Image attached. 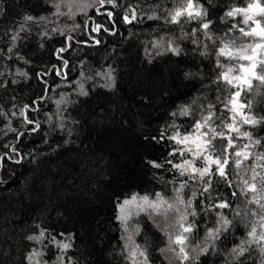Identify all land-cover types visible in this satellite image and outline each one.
Returning <instances> with one entry per match:
<instances>
[{"label": "trees", "instance_id": "1", "mask_svg": "<svg viewBox=\"0 0 264 264\" xmlns=\"http://www.w3.org/2000/svg\"><path fill=\"white\" fill-rule=\"evenodd\" d=\"M188 2L0 0V155L11 156L0 163V264H135L118 206L155 193H179L186 208L192 201L188 221L207 252L190 264H264V83L237 90L256 123L230 136L235 87L220 77L230 57L219 55L225 44L257 40L240 31L252 20L227 15L253 0H192L189 10ZM130 9L136 18L126 23ZM97 24L107 31L93 32ZM25 116L40 127L32 131ZM196 122L212 141L207 152L228 160L226 176L212 165L207 184L168 163L189 155L168 137L196 131ZM245 147L249 156H236ZM135 225L131 241L148 264H171L158 222L143 213Z\"/></svg>", "mask_w": 264, "mask_h": 264}, {"label": "snow or ice", "instance_id": "2", "mask_svg": "<svg viewBox=\"0 0 264 264\" xmlns=\"http://www.w3.org/2000/svg\"><path fill=\"white\" fill-rule=\"evenodd\" d=\"M98 3H99V5H101V7H104L105 5H112L113 7L116 6L115 0H98ZM57 7H59V5H57ZM187 7H188V9L193 8L192 0H189ZM97 12L99 13L100 9H97ZM235 13H243L244 14V23L247 24L249 20H253V17L255 15L264 16V5H262L260 3V0H253V3H249L246 8H234L232 11L228 12L227 15L233 16ZM249 13H251V15ZM100 14L105 15L110 19L113 17V12L111 10H107V9H105V11L103 13H100ZM182 14H183L182 11L178 10L175 13V15L172 16L173 22H175L177 20V17L181 16ZM188 14L192 15V12L189 11ZM196 15L199 16V15H201V13L196 12ZM135 18H136L135 9H130L129 13L125 14L123 16V19L126 23H130L131 20H133ZM24 19L26 21H33L34 17L29 15V16H25ZM41 19H44V18L41 17ZM254 23H255L256 27H253L250 31H245L243 28L240 29L241 33L245 37L256 36V37H259L260 41H261L260 43L249 44V45H246L244 47L236 49V52L240 54V58L242 60H246V61L250 62L247 65H245V64L240 65V72L242 73V75L235 76L232 79H230L228 73L232 71L231 68H229L227 72L220 73V77H222V79L229 84H232L233 80L238 81L239 83L237 84V87H240L241 85H247L249 88H251L253 78L255 80H258V81H261L262 83H264V74H259L257 72L258 67H260L262 70H264V60H259V61L257 60V57L259 56V50H264V26L261 25L260 20H254ZM203 28L207 29L208 24L207 23L203 24ZM92 31L93 32L107 31V29L103 28L102 25L97 24L96 27L92 28ZM15 39H16V37L13 36V40H15ZM96 43H99V41L97 40ZM247 49H251V54H245ZM65 50L66 49L62 47L59 49V52L63 53ZM170 50L172 52L178 54V49L173 47ZM219 55L230 57L232 55V50L229 49V46L227 44H225L223 47H221L219 49ZM63 63H64V66L67 67V61H64ZM22 75H23V73H22ZM240 94L241 93L239 91L233 93L232 99L230 101L231 104L233 105V109H232L233 111H237L239 108L243 107V105H241L237 99L240 96ZM181 114L187 115L188 114L187 109H184ZM13 115H15V113H13ZM21 115H25V113L22 111ZM210 119H211V116L204 117V123H207ZM25 120L29 125H33V127L31 128L32 131H36L40 127V125L38 123H34L32 120L28 119L27 116H25ZM244 123H256V121H252V120L245 118ZM202 127H203V123L196 122L195 129H196L197 133H199V135L196 137L195 140H192V134L183 135V137L181 138L179 132H177L176 135L168 137V139L171 141H174L175 144H177V145H184L191 140V142L195 144V150H193L192 148H189V149H187V151L193 152V154L197 158L204 159L205 161H207V163L209 165H215L216 166L214 169L215 173L218 174L219 177L224 178L226 176L225 165L228 164V160L222 159L220 156H216V157H212V156H203L202 157L201 156L202 151L207 150L209 145H211V143H212L211 139H204V137L208 136V132H200V129ZM226 127L233 130V131H239L238 129L235 128V126L233 124H227ZM10 130L13 132L16 131L15 129H10ZM212 131L215 132V129H213ZM216 134L223 136V133H216ZM20 135L22 136L23 133H21ZM244 135L247 136L248 133L245 132ZM228 143L231 144V139H229ZM4 147L8 148V150L10 152H13V153L16 152L15 147L8 146V145H5ZM170 154L175 156L177 153L173 152ZM241 155L247 156V153H244V152H237L236 153V156H238V157ZM9 159H11V156L8 154V152H5L3 155H0V163H2L5 160H9ZM16 162L19 163V160H17ZM150 163H153V166L156 168L162 167V165L159 163H154V162H150ZM168 163L173 168L179 170L181 176H184L185 173L188 172L189 169H191V173L192 174H198L199 177L201 179H203L206 184L209 183L207 181L206 177L213 172V169L211 167H197L196 163L194 161L188 160V159H185L183 161V163L172 164L171 161H168ZM239 163L240 162L237 161V164H239ZM180 187L184 188L185 184H181ZM249 188L252 191L256 190V186L254 184L249 185ZM204 190L207 191L208 189L205 188ZM193 195H195V193H193ZM155 196L157 198L156 200H150L148 195H144V196L140 197L139 199L143 202L141 205H138V207H140V210L143 211L144 205H147L148 208L159 211L161 205L167 203V201H165L163 199V196L161 193H155ZM177 198L179 200V203L185 202L182 198L179 197V193L177 194ZM136 201H137L136 195H133L131 200H124L123 204L120 206V213L121 214L119 216H117V219L122 221V222H126L129 218V214L126 212L125 206L133 204ZM187 203L189 205H191L192 201L189 200V201H187ZM228 206L229 205L227 203H220L218 205L219 208H227ZM262 207H264V205H262ZM172 208H173V205L168 203L167 209H172ZM167 209H165V211H167ZM191 214L193 216L196 215L195 212H192ZM187 218H188L187 215H181L180 221H184ZM262 219H264V217H262ZM223 223L228 224V223H230V221H228L227 219H224ZM180 227L183 229L184 233H190L193 231L191 224H188L187 226H185L183 223H181ZM210 232H211V230H210ZM44 235H45V233L42 230L39 233V236H29L28 239L39 241ZM253 235H255V229H253L252 232H249V236H253ZM128 239L131 240V237H129ZM260 239L264 240V234L260 235ZM185 240H186V237L182 234L177 235L175 237V243L176 244L183 245L185 243ZM61 247H62V249L66 250L70 247V245L67 243H64L61 245ZM203 251H207V249H204ZM180 252L184 253L183 247L180 248ZM34 255H41V253H34ZM132 255L133 256L135 255V250H133ZM141 255H144V253L141 252ZM29 259H31V256L29 257ZM184 259H188L187 253H184Z\"/></svg>", "mask_w": 264, "mask_h": 264}, {"label": "rangeland", "instance_id": "3", "mask_svg": "<svg viewBox=\"0 0 264 264\" xmlns=\"http://www.w3.org/2000/svg\"><path fill=\"white\" fill-rule=\"evenodd\" d=\"M260 3L262 5H264V3H262V2H260ZM249 14L251 15V13H249ZM254 20H260L261 25L264 26V16L255 15L253 17V20H252V23H253L252 28L256 27ZM254 37H256V36H254ZM256 38H257V40L255 42H252V43L248 40L247 41L246 40H237V41H234V42L227 44L229 46V49L232 50V55L230 56V61L227 64L226 70L224 72H227L229 68L232 69V71L228 73L230 79H232L235 76L242 75V73L240 72V65L241 64L247 65L250 63L249 61L242 60L240 58V54L236 52V49L244 47V46L249 45V44L260 43L261 42L260 38L259 37H256ZM245 54H251V49H247ZM257 60L258 61L264 60V50H259V56L257 57ZM238 83H239L238 81L233 80L232 84L235 87L234 88L235 90L233 91V93H235V92H237V90H239V87H237ZM238 102L241 105H243V107L238 109V112H237L238 118H236V115L233 114V119L230 121L229 124H233L235 126V128L238 129L239 131H233L229 128H228V131H229L230 136H237V137L241 136V137H243V136H245L244 135L245 131L243 130V126L248 124V123H244V119L247 118L249 120H253V118L251 117L250 113L246 110L245 103L242 102L239 99V97H238ZM232 108H233V105H232ZM200 132H204L203 128L200 129ZM187 134H192V140H195L196 137L199 135V133H197V131H191ZM232 144L235 145L236 142L231 143V145ZM181 148H183L186 151L189 148H192L193 150H195V144L192 143L190 140L188 143L182 145ZM184 150L182 152H184ZM239 152L247 153L246 157L249 156V150L246 147L239 150ZM188 154L189 155L187 156L186 159L194 161L196 163L197 167H212V165H209L207 163V161H205L204 159L197 158L193 154V152H188ZM201 156L202 157L203 156L216 157V156H213L212 154H210L209 152H207V150L202 151ZM183 161H181L180 163H183ZM191 175H193L195 177H199L198 174H192L191 169H189V171L185 173V176H191ZM193 176H191V177H193ZM140 197H142V196H137V201L135 203L125 206L126 212L129 214V218L126 222H122V221L121 222L124 225V230L127 232L128 235L130 234L128 236V238L131 237V239H132V236H134L133 235L134 231L139 230L138 225H135V224H137V220L140 217V215L143 213H146V214L150 215L151 218L155 222H158L159 226L162 228V231H163L162 233L164 235V238L166 239V246L163 249V252L166 254L165 258H163L165 260V262L169 261V262H171V264H190L193 262V259L195 257L197 258V256L200 253L207 252V251H203L206 246L201 247V248L198 247L199 244H198V242L195 241L196 238H193L194 234L195 235L197 234L196 230H194L195 229L194 227H192L193 231L190 233H184L183 229L180 227L181 223H183L185 226H187L188 224L192 225V223H189L188 218H190V217H188V215H187L191 211V208H190L191 205L190 206L188 205V208H186L187 204L186 203L185 204L179 203V200L177 198L172 199V198L163 197V199L165 201H167V203L161 205L159 211L148 208L147 205H144V210L141 211L140 207H138V205H141L143 203L139 199ZM131 198H128L126 200H131ZM180 198H182V197L180 196ZM149 199L150 200H156L157 198L156 197H154V198L149 197ZM168 203L173 205L172 209H167ZM122 204H123V202L118 206L119 214H121L120 213V206ZM165 209H167V211H165ZM189 209H190V211H189ZM181 215H187L188 218L184 221H180ZM217 216H218V218L220 217V212L217 213ZM134 226H136V228ZM219 230H221V229H217V231H219ZM181 234L186 237L185 243L183 245L175 243V237L177 235H181ZM212 239H214V237ZM208 242L211 243V238L209 239ZM209 243H206V244H209ZM248 243H250V241ZM129 247H130V251H131V256H133L132 252H133V250H135V255L133 256L135 264H148L145 256L141 255V251L138 249L135 241L130 240ZM181 247L184 248V253H187L188 259H184V253L180 252Z\"/></svg>", "mask_w": 264, "mask_h": 264}, {"label": "water", "instance_id": "4", "mask_svg": "<svg viewBox=\"0 0 264 264\" xmlns=\"http://www.w3.org/2000/svg\"><path fill=\"white\" fill-rule=\"evenodd\" d=\"M237 99H238V98H237ZM234 112H236V113H237V112H238V110H237V111H234Z\"/></svg>", "mask_w": 264, "mask_h": 264}]
</instances>
